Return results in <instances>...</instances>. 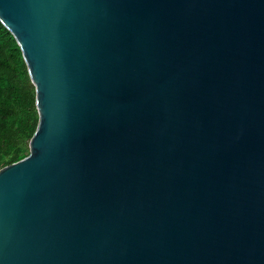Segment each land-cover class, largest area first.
Returning a JSON list of instances; mask_svg holds the SVG:
<instances>
[{
  "label": "water",
  "instance_id": "95a60500",
  "mask_svg": "<svg viewBox=\"0 0 264 264\" xmlns=\"http://www.w3.org/2000/svg\"><path fill=\"white\" fill-rule=\"evenodd\" d=\"M38 122L0 169V264H264V0H0Z\"/></svg>",
  "mask_w": 264,
  "mask_h": 264
},
{
  "label": "trees",
  "instance_id": "16d2710c",
  "mask_svg": "<svg viewBox=\"0 0 264 264\" xmlns=\"http://www.w3.org/2000/svg\"><path fill=\"white\" fill-rule=\"evenodd\" d=\"M37 122L35 89L20 48L0 23V169L29 154Z\"/></svg>",
  "mask_w": 264,
  "mask_h": 264
}]
</instances>
